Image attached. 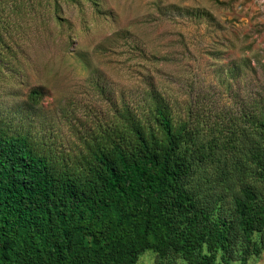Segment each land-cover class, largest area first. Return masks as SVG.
<instances>
[{"label": "rangeland", "instance_id": "rangeland-1", "mask_svg": "<svg viewBox=\"0 0 264 264\" xmlns=\"http://www.w3.org/2000/svg\"><path fill=\"white\" fill-rule=\"evenodd\" d=\"M10 1L24 8L12 15L13 48L0 57V102L12 111L39 88L32 131L58 148H70L83 132L110 120L116 107L143 114L152 90L177 117L194 109L211 122L264 95V0ZM240 129L239 139L223 141L210 127L198 140L203 148L194 151L186 180L212 218L236 217L235 224L236 200L245 187L264 201L262 169L255 153L247 152L251 142H262L264 150V139ZM221 141L215 154L198 156ZM233 144L243 152L231 155ZM250 235L251 245L240 230L228 264H242L243 255L246 264H264V248L250 249L260 244L259 232ZM161 258L148 248L137 264ZM216 264H224L220 253Z\"/></svg>", "mask_w": 264, "mask_h": 264}, {"label": "trees", "instance_id": "trees-1", "mask_svg": "<svg viewBox=\"0 0 264 264\" xmlns=\"http://www.w3.org/2000/svg\"><path fill=\"white\" fill-rule=\"evenodd\" d=\"M22 7L0 0L1 58L13 48L12 15ZM40 96L33 88L9 112L0 102V264H137L148 248L163 257L158 264H177L176 257L183 264H216L219 253L228 264L240 230L249 245L258 231L260 244L250 249L264 248V201L253 188L236 200L235 224L236 217L212 218L186 183L194 151L203 148L198 140L210 127L223 141L239 139L242 125L264 139V95L211 122L194 109L177 117L152 90L146 112L116 107L110 120L83 132L70 148L33 134ZM261 145L251 142L247 152L255 153L264 178ZM231 149L233 156L243 152L235 144ZM240 260L246 264L247 256Z\"/></svg>", "mask_w": 264, "mask_h": 264}]
</instances>
